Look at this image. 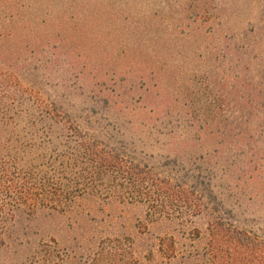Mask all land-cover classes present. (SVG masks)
I'll return each mask as SVG.
<instances>
[{
  "label": "trees",
  "instance_id": "16d2710c",
  "mask_svg": "<svg viewBox=\"0 0 264 264\" xmlns=\"http://www.w3.org/2000/svg\"><path fill=\"white\" fill-rule=\"evenodd\" d=\"M261 1L257 27L210 47L209 69L197 70L211 83L209 106L187 127L197 138L175 141L160 168L47 101L30 81L44 65L34 40L0 28V264H170L178 251L182 264H264V237L239 228L211 186L221 159L235 174L264 171ZM46 120L69 131L64 151L32 154ZM194 141L199 155L187 160ZM200 216L207 241L193 253Z\"/></svg>",
  "mask_w": 264,
  "mask_h": 264
},
{
  "label": "rangeland",
  "instance_id": "374dc122",
  "mask_svg": "<svg viewBox=\"0 0 264 264\" xmlns=\"http://www.w3.org/2000/svg\"><path fill=\"white\" fill-rule=\"evenodd\" d=\"M261 5V0H0V28H18L21 40H34L35 57L44 65L30 81L47 101L95 123L104 140L160 168L176 155L175 141L197 138L187 127L209 106L211 83L197 70L209 69L210 47L257 27ZM260 71L261 66L257 79ZM157 105L166 109L152 112ZM38 126L44 145L32 154L64 151L69 135L64 125L46 120ZM193 145L182 150L187 160L199 155ZM224 160L211 179L214 203L239 228L264 237V171L235 174ZM207 219L194 220L200 237L190 245L193 253H202L206 244ZM170 264H182L180 251Z\"/></svg>",
  "mask_w": 264,
  "mask_h": 264
}]
</instances>
